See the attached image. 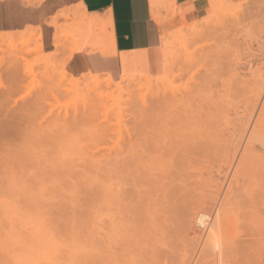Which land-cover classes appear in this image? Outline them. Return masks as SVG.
<instances>
[{
  "label": "rangeland",
  "instance_id": "obj_1",
  "mask_svg": "<svg viewBox=\"0 0 264 264\" xmlns=\"http://www.w3.org/2000/svg\"><path fill=\"white\" fill-rule=\"evenodd\" d=\"M38 1L26 2L37 4ZM206 1L207 14L198 19L202 21L203 18L208 17L207 21L201 24L205 26L202 34L191 35L189 25L198 20L183 23L171 30L170 33L173 32V35L169 37L166 47L163 46L165 69H162L159 75L151 77L155 85L169 78L168 88L179 93L177 94L179 100L168 93L169 99L165 100H169L170 105L168 102L160 105L159 102L155 103L157 102L155 98L149 96L147 99L150 103L146 105L151 110L146 108V111L142 112L141 108L138 109L139 106H134L138 100L136 96L133 106L132 102V104L129 103L131 106L128 104L120 106L122 109L125 108L122 106L130 107V110L126 109L125 116L122 115L125 110L117 113L118 110H114L112 103L111 105L108 103V107L115 112L111 110L106 113L103 110L98 113L91 109L85 110L86 107L81 105L77 114L71 101L72 95L57 97L55 81L49 82L45 79L44 74L48 68L39 63L40 58L43 57L40 51L42 43L39 34L38 37L24 38V41L19 37H12L9 41L12 44L11 47L3 42L0 49V75H10L12 73L10 66L17 62L18 67L20 66V69L17 68V74L24 76V83L15 87L17 91L12 99L7 97L3 88L0 89V244L4 248L14 242L9 248L7 246L5 248L7 252L10 249L13 253L9 252L11 255H8L6 251L2 253L3 248H0V256H2L0 264H18L16 263L17 252L21 251V255L26 254L24 257H27L36 250L33 249L32 244L33 240H38L39 237L40 242L38 240L35 247L40 245L41 248L43 247L42 244L45 241H42L43 237L35 228L37 224L42 227L41 235L45 238L47 233L49 236L46 237L52 244L54 237L51 239L50 233H53L55 238L58 236L59 243L64 245V247L61 246L64 250L68 248L72 239H74L73 242H79L78 234L87 238L85 243L87 248L91 247L90 243L96 244L93 237L91 240L92 228L107 218L103 216L94 225L96 221L93 219L94 204L85 199L82 193L85 189L88 191L92 185L80 179L71 178L69 174L61 173L60 171L68 165H73L76 169L89 165L95 167L104 165L106 170L113 167L112 170L115 171L118 168L123 172L125 183L121 181L127 189L125 203L127 214L130 215L126 233L125 260H135L138 264L147 262V259H150V264H215L216 260L213 258L216 256L212 250L214 245L205 239L209 227L201 228L197 223V216L202 210L207 212L211 219L215 216L214 209L221 207L222 235L220 236L224 242L222 241L220 255L222 257L219 264H264V164L262 163L264 155L260 156L261 151L258 152L257 157L243 152L244 139L242 142L240 129L237 128L240 122L245 121L239 119L242 116L244 118L245 115L254 118L253 113L256 111H252L262 103L260 101L255 109V105L251 108V99H257V93H254V97L251 96L250 99L249 92L254 91L253 87L256 84L259 87L260 77H264V0H217L218 4L221 1L223 5L219 6L217 11L212 9L213 1ZM218 13L220 16L218 15L216 19ZM7 33L16 35L12 32ZM1 34L4 35L6 32L0 33V36ZM19 34L20 32L17 33ZM21 56L23 58H20ZM29 67L32 68L33 74L38 76L36 83L32 82L33 78L25 76ZM188 68L192 69L190 73ZM55 72L56 70L50 74L57 81L59 71ZM251 89L253 90L249 91ZM262 96L264 98V93ZM247 97L249 99L246 100ZM13 99L18 102L13 104ZM65 100L70 104H67ZM153 102L158 106L153 107L152 105H155ZM50 104L53 106L51 107ZM159 106L161 109L158 108ZM50 108L54 110L51 111L52 114ZM228 109L233 110L232 113ZM250 109L253 110L249 111ZM239 110L240 118L235 115V112ZM102 112L109 116L104 117ZM226 112L230 113L231 118L233 115L236 116L234 122L229 120L231 124L227 121L230 125L226 122H224L225 125L222 124ZM13 113H17L20 119L12 116ZM250 113L252 115H249ZM208 118H210L209 121ZM146 121H148L146 126L149 130H145L146 126L141 125ZM236 122L238 125H234L233 128L232 124ZM150 130L152 133L157 131L156 136L153 135L154 139L150 137ZM238 138L242 143L241 147H238L240 145ZM199 146L200 148L201 146L209 147L210 150L207 152H214L215 160H212V163L208 162L207 165L203 164V176L196 178L193 175L200 174L201 165L198 166V161L190 159L187 154L194 148L199 151ZM236 147L237 150L240 149L234 154ZM202 152L204 150L200 151ZM7 157L8 164H6ZM109 159H113L114 162L111 161L109 165H106ZM145 162L148 166H155V172L162 175L166 174L167 169L173 171L175 181L169 187L156 186L149 181H143V178L139 176L141 174L139 166ZM101 173L105 174V171ZM100 179L102 183L107 184V176L102 177L101 174L97 176V181L93 184L99 185ZM116 181L119 180L116 179ZM7 203H10L11 209H7L9 206ZM13 204L21 213L14 208ZM101 207L98 208L102 211ZM7 210L8 213L12 211L8 215L11 218L14 215L12 218L14 220L8 217ZM39 216L40 222L43 220L42 225L37 222ZM31 218L35 221L34 225L33 221L30 222ZM45 225L47 227H44ZM49 226H51L50 229L52 228L49 230L55 233L49 232L47 229ZM33 229L37 239L33 236L35 235ZM15 230L22 234L19 235ZM43 231L46 233L44 234ZM15 232L18 234L15 235ZM20 236L22 240L29 237V242H32L27 244V241L26 245L23 244L24 248L28 249L27 252L30 251L29 254L23 247L20 249ZM6 239L13 241L8 243ZM22 240L21 242L25 243L26 240ZM56 242L58 243V240ZM63 242H67L66 245H68L65 246ZM12 245H17L16 251ZM28 245L33 248L29 249ZM73 246H76L75 243ZM47 248L50 250L49 246ZM43 249L46 250V247ZM155 249V255H159V258L153 256L152 252ZM43 252L41 251V255ZM15 253L16 256H14ZM34 253L35 256L40 255L35 251ZM58 253L55 256L53 254L50 259L60 254ZM21 255L19 253V258ZM50 255L52 254L48 256ZM60 256L61 254L56 258L58 262ZM42 258L39 256L40 261L36 263L43 264ZM31 260L30 257L29 261ZM26 261L25 263L28 264ZM34 261L33 259L32 264ZM135 261H133L134 264H136ZM47 262L45 264H49ZM50 262L54 264L53 261Z\"/></svg>",
  "mask_w": 264,
  "mask_h": 264
},
{
  "label": "bare ground",
  "instance_id": "obj_2",
  "mask_svg": "<svg viewBox=\"0 0 264 264\" xmlns=\"http://www.w3.org/2000/svg\"><path fill=\"white\" fill-rule=\"evenodd\" d=\"M26 1H28V2H30L31 0H26ZM42 0H39L38 2H41ZM211 1H213L212 2V9L214 10V11H217V8L219 7V6H221L222 4V2L220 1V5L218 4V2L219 1H217V0H211ZM223 1V0H222ZM223 6V5H222ZM220 9V8H219ZM218 12H219V10H218ZM221 13V12H220ZM220 13H218L217 14V16H216V19H218V15L220 14ZM220 16V15H219ZM208 18V17H207ZM207 18H204V19H202V21L200 20V21H197V22H194V23H192L190 26H189V28H190V30H191V35H195V36H198L199 34H202V32H203V30H204V28H205V26L203 27V26H201V24H203L202 22H205V21H207ZM215 18V17H214ZM186 24V23H185ZM83 26H85V25H83ZM86 27V26H85ZM182 28V27H181ZM37 30V28H30V29H28V30H25V31H22V32H20V34L19 35H13V34H8V33H6V34H1V36H0V49H1V46L3 45V42H5V43H8V45L11 47L12 46V44H11V42H9V41H11L12 40V37H19L21 40H23L24 41V38L25 39H29V38H34V37H38V34H39V32H37L36 31ZM83 30V29H82ZM81 30V31H82ZM185 30V29H184ZM171 31V30H170ZM170 31L169 30H167V32L165 33V47H166V44H168V39H169V37L171 36V35H173V32L172 33H170ZM84 31H82V33H83ZM182 32V34H183V31H181ZM185 34V33H184ZM183 36V35H182ZM188 39V38H187ZM181 43V42H180ZM187 44V43H186ZM40 51L43 53V50H42V44H40ZM20 58H23L22 56L20 57ZM15 60V59H14ZM17 60H18V58H17ZM22 60V59H21ZM67 60V59H66ZM66 60H58L57 58H56V56L54 55V54H44L43 53V57L42 58H40V60H39V63L40 64H44V66L45 67H47L48 68V70H47V72L44 74V76H45V79L47 80V81H52V82H54V85H55V88H57L56 90H57V92H55L56 90H54L55 88H53V91L55 92V94L57 93V97H60V98H63V97H61V95H63V96H69V95H72V97H71V101H72V104H73V106H75V107H73L74 108V111H76V113L77 114H79L78 113V111H79V109L83 106H85L86 107V109L85 110H93V111H96V112H98V113H101V111H106V113H107V111H108V113L109 112H111V110L109 109L110 107H108V103H110V105H111V103H112V105L114 106V110H118L117 111V113L118 112H122V110L124 111L123 113H122V115H124L125 116V112H126V109L128 108V105H130L131 106V104H132V106L136 103V105H134V106H139V108L138 109H140L141 108V111L143 112V110H145L146 111V108H147V110L149 109V110H151L150 109V107L148 106L147 107V105H146V103H148L149 102V99H147L149 96H152L153 97V99L155 98V100L157 101V102H155V103H158V104H162L163 102V104H166L168 101L167 100H165V99H169V98H167V96L169 95L168 93H170L173 97H174V99H176V100H179L178 98V95H179V93H176L175 91H173V89L172 88H168V83L167 82H170L169 80V78L166 80V81H162V79L160 80V81H162V83L160 82V83H158V84H154L153 83V81L151 80V76H142V77H144V78H142V79H139V78H136L135 76H124L121 80H119V81H114L110 76H107V75H94V74H85V75H82V76H80V77H74L73 75H71V74H69L66 70H65V68H64V65H65V62H66ZM192 60V59H191ZM189 61H190V59H189ZM195 60H193V62H194ZM4 63H5V61H3ZM13 62V61H12ZM12 62L10 63V64H12ZM23 62V61H22ZM21 62V63H22ZM192 62V61H191ZM191 62H189V63H191ZM24 63H25V60H24ZM1 64H3V63H1ZM10 64H9V66H10ZM19 64V63H18ZM18 64H17V62H14L11 66H10V68H11V72L12 73H10V75H8V76H2V75H4V74H2V75H0V89L1 88H3L4 89V91L6 92V95H7V97L9 96L11 99H12V96L13 95H15L14 93H16V91H17V89L15 88L18 84L21 86L24 82H23V79H24V76H22V74H17V68H19L18 67ZM27 64V63H26ZM188 64V63H187ZM15 65V66H14ZM25 65V64H24ZM189 65V64H188ZM191 65V64H190ZM14 67V68H13ZM24 67V66H23ZM28 67V66H27ZM16 69V70H15ZM20 69V68H19ZM189 69V73L192 71V69L191 68H188ZM13 70V71H12ZM24 70H25V68H24ZM27 70V69H26ZM56 70V72H57V70L59 71V79H57V81L56 80H54V76L52 75V74H50V72L52 73V72H54ZM55 72V73H56ZM7 73H9V71L7 72ZM25 73V72H24ZM28 73V74H27ZM26 74H25V76L26 75H28V77H31V79H32V82L33 83H36V81H38V79H37V77L38 76H36V75H34L33 74V72H32V68L31 67H29V70H28V72H27ZM264 75V74H263ZM263 75H261V76H263ZM55 76H56V74H55ZM193 77H195L194 75H192ZM192 77V78H193ZM27 78V77H26ZM56 78V77H55ZM153 78V77H152ZM261 78V80H260V86L259 87H257L256 85H258V84H256L253 88H254V91H252L253 89H251V90H249V91H252V92H249V93H251L250 94V99H251V96H253L254 95V93H257V99H256V101H254V100H252L251 99V104H252V106H251V108L252 107H254L253 105H255V107H254V109L257 107L256 105L260 102V101H262V103H261V105L260 106H258L257 107V109L256 110H253V109H250L249 111H251V110H253L252 112H255V113H253V114H255L254 116V118H253V116H252V118H251V116L249 117H247L246 115H245V117L243 118V116H242V118L241 119H239L240 121L242 120V121H246L247 123H244V122H240L239 123V127H237L238 129H240L239 130V134H240V139H241V141L243 140L244 141V143H243V152H246L247 154H249V153H251V156H253V154H254V157H257V154H258V152H263L262 154H261V152H260V156L262 157V155H264V98H263V96L261 97V95L264 93L263 91H264V77L262 78V77H260ZM259 80V79H258ZM25 81V80H24ZM35 81V82H34ZM23 82V83H22ZM192 82V81H191ZM259 82V81H258ZM241 84V83H240ZM18 85V86H19ZM53 85V86H54ZM173 85V84H172ZM170 87H171V85H170ZM255 87L257 88V89H255ZM18 89H19V87H17ZM178 89V88H177ZM255 90H257V91H255ZM179 92V91H178ZM60 94V95H59ZM178 94V95H177ZM59 95V96H58ZM137 96V97H136ZM135 97L136 98H138V100L136 101V99H135ZM169 97V96H168ZM55 98H56V96H55ZM57 99H59V98H57ZM67 99V98H66ZM247 99H249V97H247L246 98V100ZM263 99V100H262ZM154 100V101H155ZM164 100V101H163ZM68 101H69V99H68ZM68 101H66L65 100V102H67V104L69 103L70 104V102H68ZM135 103H134V102ZM147 101V102H146ZM174 101V100H173ZM242 101V100H241ZM240 101V102H241ZM12 102H13V104L14 103H17L18 101L16 100V99H13L12 100ZM132 102V103H131ZM139 103V105H138V103ZM166 102V103H165ZM256 102V104H254V103ZM129 103H131V104H129ZM150 103V102H149ZM149 103H148V105H149ZM152 103V102H151ZM154 102H153V104H155ZM169 103V105H170V102H168ZM67 104H65L64 103V105L65 106H67ZM122 104H128V105H126V106H122V107H125L124 109H122L120 106L122 105ZM51 105V104H50ZM64 105H62L61 104V106H64ZM82 105V106H81ZM151 105V104H150ZM172 106H173V104H171ZM53 105H51V107H52ZM60 106V105H59ZM64 106V107H65ZM81 106V107H80ZM153 107L154 106H158L157 104H155V105H152ZM151 106V107H152ZM172 106H170V107H172ZM240 105L238 104V107H239ZM63 107V108H64ZM72 107H70V108H72ZM80 107V108H79ZM136 107V108H137ZM164 106H162V108H163ZM59 108V107H58ZM57 108V109H58ZM61 108V107H60ZM73 108H72V110H73ZM75 108H77L76 110H75ZM88 108V109H87ZM130 108V107H129ZM128 108V109H129ZM158 108H160L161 109V106H159ZM167 108H168V106H167ZM234 108V107H233ZM236 108V107H235ZM240 108V107H239ZM68 109V108H67ZM83 109V108H82ZM249 108H247V110H248ZM53 110V108L51 109L50 108V113H51V111ZM110 110V111H109ZM114 110H112V111H114ZM130 110V109H129ZM153 110V109H152ZM156 110H158V109H156ZM163 110H164V108H163ZM54 111V110H53ZM52 111V112H53ZM63 111V110H62ZM128 111V110H127ZM140 111V110H139ZM140 111V112H141ZM160 111V110H159ZM228 111H230L229 109H228ZM231 111H233V110H231ZM230 111V112H231ZM236 111H238V110H236ZM115 112V111H114ZM135 112V111H134ZM137 112V111H136ZM241 111L239 110V112H235V115L236 116H238L239 118L241 117V114H239ZM251 112V113H252ZM103 113V112H102ZM117 113H116V116H117ZM232 113V112H231ZM249 114V115H252V114ZM52 114V113H51ZM104 115H105V113H103ZM120 114V113H119ZM147 114V113H146ZM146 114H145V116H146ZM108 115V114H107ZM121 115V114H120ZM143 116H144V113L142 114ZM141 115V116H142ZM231 115H233V114H231ZM240 115V116H239ZM12 116H14V117H16V118H18V119H20V117H19V115L17 114V113H13L12 114ZM109 116V115H108ZM108 116H104V117H108ZM142 116V117H143ZM235 116V117H236ZM118 117V116H117ZM123 117V116H122ZM142 117H141V119H142ZM148 117H149V115H148ZM155 117V116H154ZM234 117V115H233V117L231 118L230 117V113H228V112H226V116H225V118H227V119H225L224 118V120H223V125H225L224 124V122H226V124L229 122V120H230V122H234L235 121V118ZM237 117V118H238ZM247 117V118H246ZM156 118V117H155ZM231 118V119H230ZM249 118V119H248ZM251 118V119H250ZM144 120H147V118H143ZM179 119V118H178ZM247 119V120H246ZM157 120V119H156ZM210 120V118H208V121ZM155 121V120H154ZM180 121H181V119H180ZM228 121V122H227ZM142 122V121H141ZM157 122H158V120H157ZM156 122V123H157ZM179 122V121H178ZM229 122V123H230ZM146 123V124H145ZM145 123H141V125H144V126H146L147 125V123H148V121H146ZM227 124V125H230V124ZM250 123V125L248 126V124ZM222 124H220V125H222ZM222 125V126H223ZM233 125V128L235 127L234 125H238V123L236 122V124H232ZM100 126V125H99ZM248 126V127H247ZM143 127V126H142ZM227 127V126H226ZM144 128V127H143ZM141 128L142 129V131L145 129H147L148 127L146 126V128ZM154 128H156V126L154 127ZM158 129V128H157ZM237 129V130H238ZM147 130H149V129H147ZM151 130H152V128H151ZM150 130V131H151ZM144 132V131H143ZM142 132V133H143ZM157 132V131H156ZM154 133V131H153V133H152V131L149 133L150 134V137L152 138V139H154V136L153 135H155L156 136V134L157 133ZM237 132V131H236ZM147 133V135L149 136V134ZM151 133H152V135H151ZM146 135V134H145ZM99 137H100V139H101V136L99 135ZM146 138H147V136H146ZM150 138V139H151ZM99 139V138H98ZM149 139V138H148ZM156 140V139H155ZM155 140H153V141H155ZM152 141V142H153ZM242 141V142H243ZM156 143H157V140H156ZM238 143L240 144V145H238V147H241V144L242 143H240L239 142V138H238ZM237 143V144H238ZM204 148V149H203ZM202 148V146H201V148H200V146H199V151H197V149H193L192 151H193V153H192V151H190L189 152V154H187V156L190 158V159H192V160H197L198 161V166L199 165H201V167H200V174H195V175H193L194 177H196V178H199L200 176H203V169H204V165L206 164L207 165V163L209 162H211L212 160H215V159H213L214 157H213V155H215V154H213V153H211L210 151V153L209 152H207L208 150H210V148L209 147H203ZM202 149V150H201ZM239 149L240 148H238V150H237V147H236V150H235V153L234 154H236L237 153V151H239ZM198 152V154H197V152ZM204 150V152H202V153H200V151H203ZM195 151V152H194ZM195 153V154H194ZM240 153V152H239ZM239 153H238V155H239ZM250 155V154H249ZM217 156V155H216ZM6 157V156H5ZM264 157V156H263ZM4 159H6V158H4ZM3 159V160H4ZM234 159V158H233ZM263 159V158H262ZM116 160V159H115ZM5 162H6V160H4ZM7 161H8V157H7ZM111 161H113V159H109L108 160V162H106L105 164L106 165H109L108 163H111ZM5 162H3L4 164H5ZM114 162V161H113ZM206 162V163H205ZM215 162V161H214ZM262 162V161H261ZM9 163V161L6 163V164H8ZM212 163V162H211ZM234 163H235V161H234ZM263 164H264V159H263V162H262ZM204 164V165H203ZM213 165V164H212ZM215 165V164H214ZM73 165H68L66 168H64L62 171H60L61 173H64V174H69L70 175V177L71 178H76V179H80V180H82L83 182H86V183H90L91 185H92V187H90L89 189H88V191H87V189H85V190H83L82 191V193H83V195H84V198L85 199H87L88 201L90 200L91 202H92V204H94L93 205V207H94V209H95V217L93 218V219H95L96 221H95V224L94 225H96V223L98 222V220L99 219H101L103 216L104 217H106L107 219L104 221V222H102V223H100V224H97L96 226H94L93 228H92V236H91V240H92V237L94 238V240L96 241V244H94V243H90V245H91V247H88L87 248V244H85L86 242H87V238L85 237L84 238V235H80V234H78L79 235V237L77 236V234H76V236L78 237V239H79V242H77V241H75V242H73L74 241V239H72L73 241H71V242H69L70 243V245H68V248L67 247H65V248H67V249H65L64 250V248H62V247H64V245L62 244V245H60V243H59V238H57L58 236H56V238H55V236H53V233H50V236H51V239H52V237H54L53 239L54 240H52L53 241V244H52V242L50 241V239H48L46 236L48 235L46 232H44V234H45V238H44V235H41L42 233H41V231H42V227H39L38 225L39 224H37V222L39 223L40 222V216H39V218H37V219H39V221L37 220V219H35V220H37V222H36V227L35 228H37L38 230H37V232H38V234H40V236H42L43 237V239H42V241L44 240L45 242V244L47 245V246H44L45 244L43 243L42 244V246L43 247H46V250H42V248H41V245L38 247H35V244H38L37 243V241L40 239V237L38 238L37 236H36V232L34 231V229H33V233L35 234V235H33V236H35V238L37 239L38 238V240H33V244H32V242H29V237H26V238H28V240L25 238V239H23V240H26L25 241V243H23V242H21V240H22V236H20L21 237V240H20V242L19 243H21L22 244V246H21V244H19L17 241L15 242L17 245L19 244V247H20V249L23 247L24 248V246L26 245V242H27V244L28 243H31L32 244V246H34V248L33 247H31V248H33V249H36V250H33V252L31 253V254H29L30 253V251L29 252H27V250L28 249H26V247L24 248L25 249V251H26V253L27 254H29L27 257H29L28 259L30 260V257L32 258V260L31 261H29L28 259H26L27 257H24L25 255H21V251L19 252L20 253V258H19V253L17 252V254L15 253V255L14 256H18V257H16L17 259V262L16 263H18V264H21V263H24V264H27V263H25V261L27 260L28 261V264L29 263H31L32 264V261H33V259L35 260L34 261V264H37V263H39V259H38V257L40 256L41 258H42V256L44 257V258H42V260H43V264H45V262H47L48 261V259H50V257H52L53 256V254H54V256H55V254H57L59 251V253L61 254V256H60V260H59V262L57 261L58 259H56V258H58L59 257V255H57L56 257H53V259L51 260H49L48 262H49V264H52L50 261H53V263L54 264H134L133 263V261H135V260H125V256H126V252H127V243H126V233H127V229H128V226H129V217H130V215H128L127 214V210H126V203H125V201H126V197H127V189H126V187H125V185L123 186V183H125V181L123 180L124 179V177H123V172L122 171H119L118 170V168H116V170L114 171V170H112L113 169V167H112V169L110 168V169H108L107 168V170L105 169V167H103L104 165H101V166H91V165H89V166H84V167H81V169H80V167H77V169H76V167H72ZM6 167H8V166H6ZM4 169H5V166H4ZM115 169V168H114ZM139 169H141L140 171H141V174H139V176H141V178H143V181H145V182H147V181H149L151 184H154V185H156V186H158V185H162V186H165V187H169V185H171L175 180H174V173H173V171H169L168 169H167V171H166V174L165 175H162L161 173H158V172H155V170H156V167L155 166H153L152 167V165H150V166H148V165H146V162H145V164H142L141 166H139ZM121 170V169H120ZM149 170V171H148ZM103 171H105V174H102L101 172H103ZM100 174H101V176L103 177V176H107V184L106 183H102V179H100V184L99 185H96V184H93V183H95L97 180V176H100ZM175 174H176V171H175ZM116 179L117 180H119V181H116ZM73 180V179H72ZM121 180H123V183H122V181ZM144 182V183H145ZM153 185V186H154ZM156 186H154V187H156ZM76 189V188H75ZM149 191V190H148ZM148 191H146V192H148ZM151 191V190H150ZM145 192V191H144ZM149 193V192H148ZM144 194V193H143ZM149 196V195H148ZM177 201V200H176ZM90 202V203H91ZM103 203V204H102ZM8 205L10 204V203H7ZM98 204H101L100 206H102L101 208H103L102 209V211H101V209L100 208H98V207H100V206H97ZM175 204H177V202H175ZM220 204H222V202L220 203ZM219 204V206H221ZM6 205V204H5ZM14 205V204H13ZM96 206V207H95ZM7 207V206H6ZM12 208V206H8V208L7 209H11ZM223 207V206H222ZM3 208V207H2ZM5 208V207H4ZM14 208H16L17 209V207H16V205H14ZM220 208L221 207H219V208H215L214 210H215V216L214 217H211V219L209 218L210 217V215L207 213V212H204V211H200V213L198 214V216H197V223H198V225H201L203 222H204V220L205 219H207L208 221H207V226L209 227V232H207V234H206V240H207V242L209 241H211L210 243H212L214 246H213V249L212 250H214L213 252H215V258H213V259H215L216 260V262H215V264L217 263V264H219L220 263V258L222 257V256H220L221 255V246H222V241L223 240H221V237L222 236H220V234H221V232L222 231H220V227H221V220H220V218H222V216L220 217ZM93 209V210H94ZM222 209V208H221ZM18 210V209H17ZM17 210H15V212L17 211ZM10 211V210H9ZM20 213H21V211L20 210H18ZM17 211V212H18ZM4 212H5V210H4ZM11 212L12 211H10V213H8V210H7V215L8 214H11ZM14 212V211H13ZM19 212H18V214H19ZM214 213V212H213ZM12 216V215H11ZM14 216V215H13ZM13 216H12V218H13ZM19 216V215H18ZM22 216V215H21ZM29 216V215H28ZM8 217H9V215H8ZM38 217V216H37ZM10 219H12L11 217H9ZM15 219H17V217L15 218ZM22 219H24L23 217H22ZM27 219H28V217H27ZM12 220H14V219H12ZM20 220H21V218H20ZM9 221V220H8ZM32 221H33V223H32ZM14 222H16V220L14 221ZM13 222V223H14ZM25 222V221H24ZM33 225L35 224V221L33 220V218H31V221H30ZM43 222V220L40 222V225H42L41 223ZM23 223V222H22ZM27 223V222H26ZM30 223V224H31ZM10 224H12L11 223V221H10ZM32 224H31V226H32ZM45 224V223H44ZM38 226V227H37ZM30 226L28 225V228H29ZM44 227H47V225H45ZM50 227L51 226H49V228H47L48 230L50 229ZM33 228V227H32ZM41 228V229H40ZM13 229H15V228H13ZM12 229V230H13ZM27 229V228H26ZM45 230H46V228H44ZM43 229V230H44ZM52 229V228H51ZM50 229V230H51ZM36 230V229H35ZM41 230V231H40ZM48 230H47V232H48ZM49 230V232H54L53 230L52 231H50ZM208 230V229H207ZM15 231H17L18 233H19V235H21L22 233H20L18 230H15ZM220 231V232H219ZM32 232V231H31ZM16 233V232H15ZM18 233H16L15 235H17ZM55 233V232H54ZM12 234V233H11ZM29 234V233H28ZM32 234V233H31ZM30 234V235H31ZM37 234V235H38ZM52 234V235H51ZM222 235V234H221ZM14 236V235H13ZM28 236V235H27ZM39 236V235H38ZM49 236V235H48ZM205 236V235H204ZM75 237V236H74ZM202 237V236H201ZM9 238V237H8ZM11 238V237H10ZM9 238V239H10ZM17 238V237H16ZM19 238V237H18ZM30 238H31V236H30ZM33 238V237H32ZM34 238V239H35ZM76 238V237H75ZM12 239V238H11ZM46 239V240H45ZM202 239V238H201ZM7 240V239H6ZM22 240V241H23ZM31 240V241H32ZM49 240V241H48ZM58 240V243L56 242ZM61 240V239H60ZM9 240H7V242H8ZM13 240H10L9 242H12ZM15 241V240H14ZM68 241V240H67ZM203 241V240H202ZM4 242V245H6V243H5V241H3ZM8 242V243H9ZM35 242V243H34ZM39 242H40V240H39ZM65 242V241H64ZM63 242V243H64ZM73 242V243H72ZM77 242V243H76ZM224 242V241H223ZM7 243V244H8ZM14 242H12L11 244H13ZM58 244V246L56 245V244ZM67 243V242H66ZM66 243H64L65 244V246H67L66 245ZM75 243V245L76 246H73V244ZM3 244V243H2ZM10 244V245H11ZM23 244H25V245H23ZM10 245L8 244V246H7V248H9L10 247ZM17 245L16 246H14V245H12V247L14 246V249H15V247H17ZM60 245V246H59ZM6 246H4V248H3V246L0 244V248L2 249V253L4 252V251H6ZM30 246L31 245H28V248L29 249H31L30 248ZM49 246V248H50V250L52 251V253H51V251L47 248ZM54 246V247H53ZM62 246V247H61ZM71 246V247H70ZM88 246H89V244H88ZM38 248V249H37ZM54 248V249H53ZM58 249V250H56V249ZM1 249H0V251H1ZM53 249V250H52ZM62 251H61V250ZM87 249H89V250H87ZM91 249V250H90ZM8 250V249H7ZM18 250H19V248H18ZM44 251L42 254L43 255H41V251ZM49 250V251H48ZM160 250H162V249H160ZM9 252H10V249L8 250ZM15 251H16V249H15ZM24 251V252H25ZM34 251L36 252V254H40V255H37V256H35V253H34ZM38 251H40L39 253H38ZM46 251H48V254L46 255L47 257H45V254H46ZM53 251H55L54 253H53ZM58 251V252H57ZM92 251V252H91ZM151 251V250H150ZM153 251V250H152ZM151 251V252H152ZM155 251H156V249L154 250V252H152L153 253V256H157L158 258H159V255H155ZM159 251V250H158ZM163 251V250H162ZM7 252L6 251V253L9 255L10 253L11 254H13L12 252ZM24 252H23V254H24ZM50 252V253H49ZM57 252V253H56ZM148 252V255H149V251H147ZM150 252V255H152V253ZM161 252V251H160ZM6 253H4L5 255H6ZM10 254V255H11ZM49 254H52V255H50V256H48ZM162 254V253H161ZM213 254V253H212ZM7 255V256H8ZM31 255H33V257L31 256ZM214 255V254H213ZM0 257H2V256H0ZM13 257V256H12ZM35 257H37V259L35 258ZM142 257H143V255H142ZM145 257V259H146V255L144 256ZM211 257H212V255H211ZM214 257V256H213ZM148 258H149V256H148ZM152 258V257H151ZM158 258H157V260H158ZM47 259V260H46ZM144 258H143V260H145ZM1 260V259H0ZM5 260V259H4ZM23 260V261H22ZM38 260V261H37ZM148 261V263L146 262V261H143V263H139V264H150L149 262V260L150 259H147ZM154 260H155V258H154ZM212 260V259H211ZM14 261V260H13ZM26 261V262H27ZM45 261V262H44ZM138 261V260H137ZM140 261V260H139ZM138 261V262H139ZM37 262V263H36ZM47 262V263H48ZM129 262V263H128ZM136 262V261H135ZM152 262H153V260H152ZM154 262H156V261H154ZM223 262V261H222ZM221 262V263H222ZM14 263V262H13ZM157 263V262H156ZM9 264V263H8ZM41 264V263H40ZM136 264H138L137 262H136ZM153 264H155V263H153ZM211 264V263H210Z\"/></svg>",
  "mask_w": 264,
  "mask_h": 264
},
{
  "label": "crops",
  "instance_id": "obj_3",
  "mask_svg": "<svg viewBox=\"0 0 264 264\" xmlns=\"http://www.w3.org/2000/svg\"><path fill=\"white\" fill-rule=\"evenodd\" d=\"M207 7L206 0H0V33L37 28L43 53L67 59L74 77H155L166 66L167 30L204 17Z\"/></svg>",
  "mask_w": 264,
  "mask_h": 264
},
{
  "label": "built area",
  "instance_id": "obj_4",
  "mask_svg": "<svg viewBox=\"0 0 264 264\" xmlns=\"http://www.w3.org/2000/svg\"><path fill=\"white\" fill-rule=\"evenodd\" d=\"M207 221H208V220L205 219L204 222H203L201 225H199V226H200L201 228H203V229L206 228V227H207Z\"/></svg>",
  "mask_w": 264,
  "mask_h": 264
}]
</instances>
